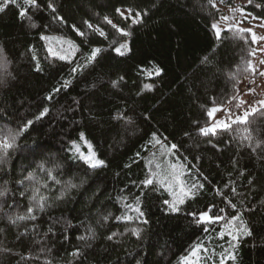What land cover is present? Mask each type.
I'll use <instances>...</instances> for the list:
<instances>
[{
  "label": "trees",
  "instance_id": "obj_1",
  "mask_svg": "<svg viewBox=\"0 0 264 264\" xmlns=\"http://www.w3.org/2000/svg\"><path fill=\"white\" fill-rule=\"evenodd\" d=\"M217 1L38 0L37 9L18 0L27 8L23 18L17 6H4L0 62L10 75L0 71V141L16 138L11 149L0 148V191L7 189L0 264H183L197 247L205 264H264V206L247 211L264 201V103L245 123L227 113L244 108L237 107L240 87L253 76L256 44L237 27L217 38L212 24L224 16L212 7ZM118 8L146 14L134 23ZM243 9L264 25V0H248ZM53 36L74 42L76 55L53 57L44 38ZM126 41L129 51L117 54ZM95 48V59H87ZM213 108H226L230 127L205 136L199 129L211 124ZM81 134L104 165L90 167L73 153ZM173 166L183 167L191 189L175 212L164 203H173L165 180ZM146 178L153 185L144 187ZM34 190L47 198L43 211L31 199ZM29 207L35 220L11 222L28 216ZM210 207L223 223L240 215L252 234L234 241L221 236L220 223H197Z\"/></svg>",
  "mask_w": 264,
  "mask_h": 264
},
{
  "label": "snow or ice",
  "instance_id": "obj_2",
  "mask_svg": "<svg viewBox=\"0 0 264 264\" xmlns=\"http://www.w3.org/2000/svg\"><path fill=\"white\" fill-rule=\"evenodd\" d=\"M211 2V0H210ZM221 3H223V0H221ZM249 3L251 4L252 3V0H249ZM7 4H12V5H15L17 6L18 8V15L20 17H24L26 14H27V8H22L20 6V4H18V0H2V2H0V11L3 10L4 6L7 5ZM23 4L24 5H27L29 7H32V8H37L39 9V4H38V0H23ZM257 8L260 7V5H255ZM212 7L215 8L216 5L215 3L212 4ZM48 8H50L53 12H55V8L54 6L49 3L48 4ZM116 12L118 15L121 16L122 19H129L130 17H133L134 16V19H133V22L136 23V22H139L140 20V17L143 15V14H146V13H141L139 11L133 13L132 9H128L127 12H128V16L125 15L124 11H122L121 9H116ZM59 19H62V18H59ZM105 19V22L109 25H111L114 29H116L117 32H120L121 34L123 35H129V33L125 32L124 29L122 28H119L116 24H113L112 21L110 19H108L107 17L104 18ZM222 20L224 21H227L229 19V17L227 16H222L221 17ZM34 26V25H33ZM89 28H92L93 26L91 24L88 25ZM212 28L216 31V36L217 38L220 37L221 35V31L222 29L219 27V24L218 23H213L212 24ZM97 32H99V34L101 36H105V33L103 32L102 29L100 28H96L95 29ZM227 30H231V28L229 27L228 29H225V31ZM238 31H249L250 34H251V37H252V42L253 43H256L257 42V39H261V40H264V37H257L256 34L254 32H251L250 29L248 30H238ZM77 32L80 36H84L85 33L83 32H79V30L77 29ZM45 39H47V37H44ZM126 45L124 44H121L118 48H115V51L118 52V53H121V49L125 48ZM100 52V49L99 48H95L92 50L91 52V55L87 58L89 60H93L95 59L97 53ZM122 54V53H121ZM53 55H55V53H53ZM64 57H61V59H63ZM262 63H264V61H262ZM0 71L3 72V75L7 76V75H10V73H8L7 71V61H3V62H0ZM73 71H76V69L74 68ZM159 71V70H157ZM261 75H264V73H261ZM120 79H123V77H121ZM113 84V87H116L117 86V82L116 81H113L112 82ZM145 87H149L148 85H145ZM60 89L57 88V89H54V92H58ZM49 99H51V96L49 97ZM261 103H264V102H261ZM240 105H237V107H239ZM48 109H44V112H47ZM217 111H222V109H218V108H213L211 111H209L208 115L209 116H214V114L217 112ZM257 111V109L253 108L251 109V112L249 111H245L243 113L242 116H238L236 117V121L235 122H239V123H245L247 121V117L251 114V113H255ZM44 113H41V115H43ZM32 122L29 121L28 124L30 125ZM26 127L25 126V129L26 130ZM222 128V129H227L230 127L229 124L225 123L224 121H220L218 125L216 126H210V127H206V128H200L199 131L201 134L207 136L209 133L211 134H215L216 131H217V128ZM19 134V133H18ZM17 134V135H18ZM15 136H12L11 137V141L12 142H9V138L8 137H5L3 139V141H0V148L2 149H11L13 147V143L15 141ZM81 138L83 139V134H81ZM248 139H251V136L247 137ZM176 145H172V148H175ZM73 148L75 150L76 153H79V147L75 144V142H73ZM89 148H91V145H89ZM80 158L83 159L86 163H88L91 167L95 168L97 166H102L104 165V161L102 160H98V159H95L94 157V154H92L90 152V154L88 156H84L82 153L80 154ZM156 168H157V172L153 173V175H156V176H159V169H160V165H156ZM49 176H51V173L49 172L48 173ZM241 175H243V173H241ZM26 179H33V175L32 173H29L28 176L26 177ZM206 179V178H205ZM20 183H23V181H21ZM55 183H59V181H55ZM164 181L161 180V184H163ZM251 183V181L249 182ZM142 185L144 187H148V186H151L153 185V179L152 178H146L144 181H142ZM199 187V188H203L204 185L203 183H200L199 185L197 184H193L192 185V188H196V187ZM45 187H47V185H45ZM70 187H76V185L74 184H71ZM227 187V185H226ZM217 191L219 192V189H217ZM233 192L236 191L235 188L232 189ZM6 192H7V189H5L4 191H0V197L2 196H5L6 195ZM36 192H38V190H34V194L33 196L31 197V199L33 201L36 202V207L40 210V211H43L45 206H46V201H47V198L44 197V196H37L36 195ZM181 192L184 193V195H189L191 193V189L189 190V192H184V189L181 188ZM63 192L61 193V197L63 196ZM21 196L24 195L23 192L20 193ZM179 203H184V200L181 198L179 199L178 201ZM165 204H168L171 211L175 212V211H178L179 209L177 208L176 204L175 203H170L169 201H165L164 202ZM139 205V197H137V207L135 209V211L138 213L139 217H144V213L140 210V207L138 206ZM228 205L235 211L236 210V205L235 204H232L231 201L229 200L228 201ZM261 206H264V201H261L260 202V205L259 206H254L252 208H249L247 209V211L249 212H257L260 210V207ZM129 207H131L129 205ZM214 207V206H213ZM27 212L29 213L28 216H18L16 217L15 220H12L11 222L12 223H16V220H24V219H32V220H35L36 217L34 215H31V213L33 212V208L29 207L27 209ZM209 212H211V207L207 210V211H204V212H201L199 213V218L197 219V223H200L201 221H206V222H216V221H221V220H224L225 219V216L223 215H209ZM219 212L220 213H224L225 212V209L224 208H221L219 209ZM194 218L197 216L196 213H192L191 214ZM105 219H107V217H105ZM117 219H120V217H117ZM127 219H131V217H127ZM234 220H240V229L239 231L241 232V234L243 235H251V230L250 228L245 224V222L243 221V219L241 218L240 215H233L229 220H228V223L226 224L225 227H228L231 225V222L234 221ZM144 223H147V220H144L143 221ZM132 234L133 235H136V236H139V229H132ZM115 235V233H113L112 235L108 236V239L111 240L113 238V236ZM223 235V232L221 233V236ZM237 237L236 236H233V239H236ZM81 240H84V239H87V237H80ZM80 254V251L79 249H77L73 255L76 256V255H79ZM196 254V250H193V253L192 255H195ZM221 264H223V260L221 261Z\"/></svg>",
  "mask_w": 264,
  "mask_h": 264
},
{
  "label": "rangeland",
  "instance_id": "obj_3",
  "mask_svg": "<svg viewBox=\"0 0 264 264\" xmlns=\"http://www.w3.org/2000/svg\"><path fill=\"white\" fill-rule=\"evenodd\" d=\"M1 1L2 0H0V2ZM247 3H248V0H238L236 2L235 6H233V7H226L220 1H217L215 3L216 7L224 12V16L229 17V19L227 21L220 19L217 22L219 24V27L222 29L221 33L223 31H225V29H228L229 27L230 28H232V27L242 28L241 25H243V22H244L243 20L247 17L252 18L256 22H259V23L261 22L255 18H253L251 15H249L243 9V5H245ZM124 13L127 16L129 15L127 10H124ZM45 40L48 41V49H49V52L51 53V55L53 57H57L60 59H61V57H64L63 60H70L71 58H73L76 55L77 47H76L75 43L69 39L53 36V37H47V39H45ZM123 44L126 45V47L121 49V53L125 54L129 51V41H126ZM255 44H256L255 56L261 58L264 55V49H262V50L259 49L257 51V42ZM53 53H55V55H53ZM116 53L122 55L121 53H118V52H116ZM218 109H222V108H218ZM222 111H223V109H222ZM222 111H217L214 114V116H211V124L208 127L216 126L215 119L218 116V114L221 113ZM219 129H222V128L218 127L217 130H219ZM75 144L79 147V153H76L74 148H73V153L77 154L79 159H81L80 158L81 153L84 156H88L91 152L92 154H94L95 159L100 160L99 157L97 156L96 152L94 151L93 146L88 141H86L84 135H83V139L81 138V141L79 143H75ZM89 145H91V148H89ZM81 160L83 162H85L83 159H81ZM86 164L89 165L88 163H86ZM173 169L175 170V171L173 170L174 175L172 177L166 176L165 180L168 181L167 188H168L169 192L171 193L173 203H176V205H180V203L178 202L179 199L182 198L183 200H185L186 196H187L181 192V188L184 189V192H189L190 188L188 187V184L184 183L183 167L179 168L178 166H173ZM201 222L209 223V224L215 223L216 225H218V223H220V226L223 229L220 233H222V232H223V234L227 233L232 238H233V236H236L237 238L234 239V241H236L241 234V232L239 231L240 222L238 220L232 221L231 225L228 227H225L228 222L223 223V220L216 221V222H206V221H201ZM195 250H196V254L192 255V253H193L192 252L189 256L185 257L183 259V264H205L202 261V258H204V254H201V252H200L201 248L197 247ZM233 254L234 253L232 252V255Z\"/></svg>",
  "mask_w": 264,
  "mask_h": 264
},
{
  "label": "crops",
  "instance_id": "obj_4",
  "mask_svg": "<svg viewBox=\"0 0 264 264\" xmlns=\"http://www.w3.org/2000/svg\"><path fill=\"white\" fill-rule=\"evenodd\" d=\"M243 21L245 23L243 22V25H241V29H250L251 32H254L258 38L264 37V25L262 24V22H256L250 17L245 18ZM259 49H264V40L257 39V51ZM263 58L264 55L261 58L254 56L252 62L253 76L245 82L246 85H250L251 90L246 93H240L238 98V105L242 107L250 105L253 101L255 102L257 99H260L258 104L260 102H264V75H261V73H264V63H262ZM256 105L252 107L249 106L248 111L250 112L251 109H253ZM225 116L226 108H224L223 111L219 113L216 117V125H218L220 121H224L228 124L227 120L225 119Z\"/></svg>",
  "mask_w": 264,
  "mask_h": 264
},
{
  "label": "built area",
  "instance_id": "obj_5",
  "mask_svg": "<svg viewBox=\"0 0 264 264\" xmlns=\"http://www.w3.org/2000/svg\"><path fill=\"white\" fill-rule=\"evenodd\" d=\"M263 61H264V58H263ZM250 90H251L250 85L244 84V85H242L240 87V92L241 93H246V92H248ZM259 101H260V99H257L255 102L253 101L250 105L245 106L243 108L244 111H248L249 106L252 107V106L256 105ZM242 110H238V109H234V108H229L228 111H227V113H228L229 118L234 121V120H236V117L242 116Z\"/></svg>",
  "mask_w": 264,
  "mask_h": 264
}]
</instances>
